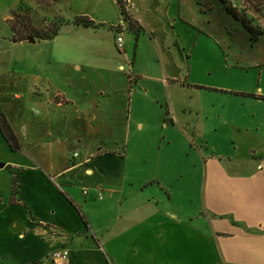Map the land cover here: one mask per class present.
I'll return each instance as SVG.
<instances>
[{
  "label": "crops",
  "instance_id": "crops-1",
  "mask_svg": "<svg viewBox=\"0 0 264 264\" xmlns=\"http://www.w3.org/2000/svg\"><path fill=\"white\" fill-rule=\"evenodd\" d=\"M64 1L55 37L7 38L9 54L31 43L35 57L27 83L23 58L5 60L12 76L0 73V111L18 143L0 126V264H55L59 249L68 264H264V51L223 67L239 79L224 87L236 152L214 156L205 149L214 70L197 62L198 41H183L196 27L182 0H125L134 24L125 29L114 26L118 0ZM21 2L0 0L8 28ZM254 21L260 40L264 18ZM62 144L69 158L54 152Z\"/></svg>",
  "mask_w": 264,
  "mask_h": 264
},
{
  "label": "rangeland",
  "instance_id": "rangeland-1",
  "mask_svg": "<svg viewBox=\"0 0 264 264\" xmlns=\"http://www.w3.org/2000/svg\"><path fill=\"white\" fill-rule=\"evenodd\" d=\"M181 3L182 11L180 14L186 15L187 19H192V22L196 27V32L191 35V38H187L183 41L190 40V43L193 40L198 41L197 45H199V49L197 62H201L202 65L206 67L212 66V69L214 70V72L208 75L209 77L206 79V81L211 83L214 87L209 92L208 96H210V98L206 100L205 105V108L210 115L206 124L210 130L209 135L211 139L210 148L208 149V147H205L206 152H209L210 155L214 156H224L228 153H235V145L230 143L231 141L225 136L226 131L230 129L233 124H230V122L226 124L225 117H230L229 119L232 118V115L234 114L232 113L234 105L231 104L229 106H224V102L228 101L230 98L229 95L225 93L224 87L232 85L234 81L239 83V79L236 80V78H234V74H231L230 72L231 69L225 70L223 67H225V65L239 67L240 65L256 63L258 61V56L262 59L261 53L264 51V35L261 36L260 40H256L253 33L245 27L242 20L236 18V16L228 9L227 4L222 0H182ZM76 6L78 5L76 4ZM60 9H68L65 1L22 0L18 13L17 11L15 12L16 14H19L17 15L18 19L14 18V22L18 20L17 26L20 25L19 22H22L23 25L19 27L27 32L50 33L60 26L61 19L64 20ZM233 10L237 12L238 15L247 16L249 23L253 24L254 27L256 24L254 19L256 17L261 20L264 18V10L262 12H257L255 9L246 6L245 4L239 7L236 6V8L233 7ZM10 20L11 19L8 21L10 22ZM262 23L263 22H261V24ZM26 24L29 26H24ZM11 32V28H8L5 25V22L0 19V48L4 50L2 55H0V62H3L0 64V73H4L5 76L11 75V72L5 70V60L7 63V60L11 62L15 58H23L25 61H22L20 64L26 68L27 73L24 72L21 74L20 71L21 75L19 76L22 77L25 83H27L29 80L34 79L29 74L30 70L26 67L29 65L26 60L35 57V54H29V51L34 49V47L31 43H26L25 49L21 50V47L18 48V56L15 55V50L9 54L7 52L9 40L7 38L11 35ZM192 37H194V39H192ZM36 56H40V54L36 53ZM41 57H43V55ZM239 60L243 62H239ZM70 73L73 72L70 71ZM74 75L75 74H71V76ZM26 88V86L20 85L14 91L26 93ZM12 94H14V92L6 94L4 99L10 101L14 98ZM220 112H223L222 114L225 115L224 118L218 116ZM26 119L27 118L25 117L24 120ZM54 152L57 156L69 158V156L73 154L74 148L71 145L62 144L57 145ZM82 153V156H84V151H82ZM165 154L166 156L170 154L167 146L163 149V155ZM171 155L173 158H177L181 157L183 153L179 154L177 150H174ZM133 170L134 168L131 167L129 171ZM80 186L83 188H89V184L86 183V181H81ZM180 186L181 184H178V187ZM181 201H183V203L186 202L183 200L182 196ZM198 204L199 200L197 199L195 205L197 206ZM221 263L225 264L224 261H221Z\"/></svg>",
  "mask_w": 264,
  "mask_h": 264
},
{
  "label": "trees",
  "instance_id": "trees-1",
  "mask_svg": "<svg viewBox=\"0 0 264 264\" xmlns=\"http://www.w3.org/2000/svg\"><path fill=\"white\" fill-rule=\"evenodd\" d=\"M118 1H119L120 6H121L123 15H125L127 17V20H129L130 23H132L131 26L134 25L133 19L129 16V14L126 10L124 0H118ZM223 1L227 3L228 9L236 17H238L240 20H242L245 27L249 31H251L254 36H258L261 33H263V30L261 28H259V26L254 27L253 24L249 23L247 16H241L240 14L238 15V13L233 10L234 6L232 5L230 0H223ZM243 2L246 6H249L253 9H255V11H257V12H262L264 10V0H243ZM17 15H19V14L15 13L13 18H11V20L9 22L11 29H12V32H13L12 40L14 42H22V41H26V40L31 39V38H34L35 40L51 39L58 34L61 25L64 23V20L61 19L60 26L57 27L54 31H52L50 33H48V32H41V33L32 32L31 33V32L24 31L21 27H19V26L23 25L22 22H19L20 25L17 26L18 20L15 21L16 23L14 22V18L18 19ZM76 21H77V23H81V24L86 25V26H95V22L92 21L91 19H89L88 17H84V16L78 17L76 19ZM129 21H128V23H129ZM24 26H29V25L26 24ZM0 126L3 129L4 133L6 134L8 140L11 142L12 147L17 148L18 147L17 137L13 133L5 115L1 111H0Z\"/></svg>",
  "mask_w": 264,
  "mask_h": 264
},
{
  "label": "built area",
  "instance_id": "built-area-1",
  "mask_svg": "<svg viewBox=\"0 0 264 264\" xmlns=\"http://www.w3.org/2000/svg\"><path fill=\"white\" fill-rule=\"evenodd\" d=\"M125 2V0H124ZM126 10H128L127 4L125 2ZM128 12V11H127ZM129 14V12H128ZM130 15V14H129ZM131 17V16H130ZM129 20H127V17L123 15V18L120 20L118 24H115L114 26L119 29H125L127 27V23ZM122 31V30H120ZM117 46L120 50L124 48V38L123 34L119 33L117 36ZM77 155V153H76ZM85 192H87L85 190ZM70 258V251L68 249H59L54 253L53 259L55 264H68Z\"/></svg>",
  "mask_w": 264,
  "mask_h": 264
},
{
  "label": "water",
  "instance_id": "water-1",
  "mask_svg": "<svg viewBox=\"0 0 264 264\" xmlns=\"http://www.w3.org/2000/svg\"><path fill=\"white\" fill-rule=\"evenodd\" d=\"M31 39H33V40H34V38H31ZM1 166H4V164H1Z\"/></svg>",
  "mask_w": 264,
  "mask_h": 264
}]
</instances>
